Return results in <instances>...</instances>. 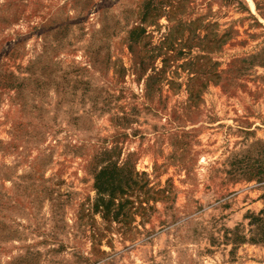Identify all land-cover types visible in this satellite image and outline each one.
Returning <instances> with one entry per match:
<instances>
[{
	"label": "rangeland",
	"instance_id": "374dc122",
	"mask_svg": "<svg viewBox=\"0 0 264 264\" xmlns=\"http://www.w3.org/2000/svg\"><path fill=\"white\" fill-rule=\"evenodd\" d=\"M263 169L264 0H0V264H264Z\"/></svg>",
	"mask_w": 264,
	"mask_h": 264
},
{
	"label": "trees",
	"instance_id": "16d2710c",
	"mask_svg": "<svg viewBox=\"0 0 264 264\" xmlns=\"http://www.w3.org/2000/svg\"><path fill=\"white\" fill-rule=\"evenodd\" d=\"M172 8L174 7L171 5ZM162 7L152 8L148 6L146 11L143 14V20H147L148 18H152L153 16H158L161 14ZM143 25V24H142ZM142 25H136L128 33L129 39L136 43L140 39H143L147 34L146 28ZM171 38L169 36L167 39ZM171 47L174 48L172 42ZM169 59V56L163 59L164 62ZM144 60H141L138 63V67L136 69H144L145 66ZM156 67L153 66V70ZM162 70V69H160ZM120 167L117 163L108 162L106 165H103L96 173H95V182L94 186L97 190V196L95 197V201L93 203V210L103 212L104 216H119L120 210L124 209L125 203L129 201V197H126L127 194L131 190L134 189V186H138L139 180L134 179L133 176H129L127 174H131L128 169ZM261 172V178L264 179V169ZM136 175H140L139 173H135ZM144 174V173H143ZM144 182L143 184H145ZM137 192L140 191L143 193L145 190V186L139 185ZM133 190V191H135ZM118 199H120L118 201ZM249 221V236L241 232L239 227H236L232 230V236L230 239L233 243H264V208L258 214H250L247 216Z\"/></svg>",
	"mask_w": 264,
	"mask_h": 264
}]
</instances>
